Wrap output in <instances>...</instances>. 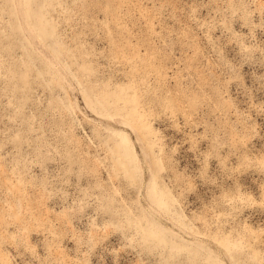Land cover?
Here are the masks:
<instances>
[{
  "label": "rangeland",
  "instance_id": "obj_1",
  "mask_svg": "<svg viewBox=\"0 0 264 264\" xmlns=\"http://www.w3.org/2000/svg\"><path fill=\"white\" fill-rule=\"evenodd\" d=\"M0 264H264V0H0Z\"/></svg>",
  "mask_w": 264,
  "mask_h": 264
},
{
  "label": "bare ground",
  "instance_id": "obj_2",
  "mask_svg": "<svg viewBox=\"0 0 264 264\" xmlns=\"http://www.w3.org/2000/svg\"><path fill=\"white\" fill-rule=\"evenodd\" d=\"M22 11H23V14H24L26 17H28L29 19L32 18V16H31V12H30L29 8L26 6L25 3H24V6H23ZM22 11H21V12H22Z\"/></svg>",
  "mask_w": 264,
  "mask_h": 264
}]
</instances>
